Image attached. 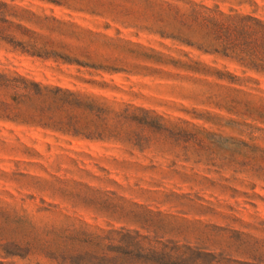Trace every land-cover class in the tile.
Returning <instances> with one entry per match:
<instances>
[{"label": "rangeland", "instance_id": "obj_1", "mask_svg": "<svg viewBox=\"0 0 264 264\" xmlns=\"http://www.w3.org/2000/svg\"><path fill=\"white\" fill-rule=\"evenodd\" d=\"M261 27L264 0H0V264H264Z\"/></svg>", "mask_w": 264, "mask_h": 264}, {"label": "trees", "instance_id": "obj_2", "mask_svg": "<svg viewBox=\"0 0 264 264\" xmlns=\"http://www.w3.org/2000/svg\"><path fill=\"white\" fill-rule=\"evenodd\" d=\"M262 28V27H261ZM262 29H264V28H262ZM244 30H246V28L244 27Z\"/></svg>", "mask_w": 264, "mask_h": 264}]
</instances>
